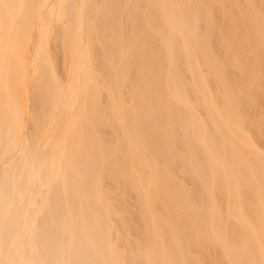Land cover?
I'll use <instances>...</instances> for the list:
<instances>
[{
    "label": "bare ground",
    "instance_id": "obj_1",
    "mask_svg": "<svg viewBox=\"0 0 264 264\" xmlns=\"http://www.w3.org/2000/svg\"><path fill=\"white\" fill-rule=\"evenodd\" d=\"M0 264H264V0H0Z\"/></svg>",
    "mask_w": 264,
    "mask_h": 264
}]
</instances>
